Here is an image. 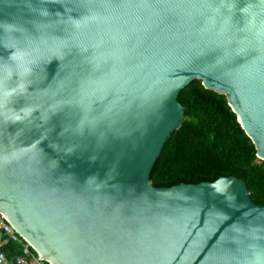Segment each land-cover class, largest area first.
<instances>
[{
  "label": "water",
  "instance_id": "95a60500",
  "mask_svg": "<svg viewBox=\"0 0 264 264\" xmlns=\"http://www.w3.org/2000/svg\"><path fill=\"white\" fill-rule=\"evenodd\" d=\"M250 17L264 22V0H0V63L24 41L38 62L8 105L30 117L0 118V153L30 146L0 163V213L44 261L242 264L255 229L240 226H264L246 182L156 186L151 172L193 79L226 95L264 160Z\"/></svg>",
  "mask_w": 264,
  "mask_h": 264
},
{
  "label": "trees",
  "instance_id": "16d2710c",
  "mask_svg": "<svg viewBox=\"0 0 264 264\" xmlns=\"http://www.w3.org/2000/svg\"><path fill=\"white\" fill-rule=\"evenodd\" d=\"M185 121L166 143L151 172L156 186L213 181L219 176L242 178L253 201L264 205V160L242 129L225 94L206 89L193 79L180 91ZM7 257L22 253V245L8 242ZM45 264H49L44 261Z\"/></svg>",
  "mask_w": 264,
  "mask_h": 264
},
{
  "label": "clouds",
  "instance_id": "9594fccd",
  "mask_svg": "<svg viewBox=\"0 0 264 264\" xmlns=\"http://www.w3.org/2000/svg\"><path fill=\"white\" fill-rule=\"evenodd\" d=\"M247 7V6H246ZM245 8V7H244ZM242 11V9H241ZM243 12V11H242ZM42 15H47L44 11ZM251 27L257 36L264 35V22H257L254 17H250ZM73 27H78L73 25ZM10 56L9 62L0 63V118L5 122L11 121L13 123L22 122L28 119L33 111H29L31 107H25L19 111H15L8 107L11 99L14 96L24 94L26 86L31 81L28 77L33 74L34 66L38 62L34 59V50L24 41ZM20 53L18 56L17 53ZM16 78L14 86L10 82ZM30 146L14 147L10 146L8 149L0 153V163H10L14 159H18L20 155L26 154ZM241 232H248L255 229L249 237V244L247 247V255L242 260V264H264V226L250 225L247 229L240 226Z\"/></svg>",
  "mask_w": 264,
  "mask_h": 264
},
{
  "label": "built area",
  "instance_id": "2783aa9c",
  "mask_svg": "<svg viewBox=\"0 0 264 264\" xmlns=\"http://www.w3.org/2000/svg\"><path fill=\"white\" fill-rule=\"evenodd\" d=\"M8 242H18L22 245V253L9 258L3 250ZM0 264H45L37 250L25 241L0 213Z\"/></svg>",
  "mask_w": 264,
  "mask_h": 264
}]
</instances>
